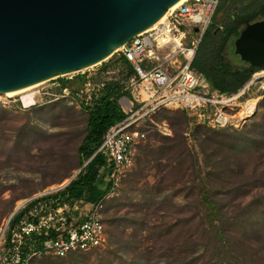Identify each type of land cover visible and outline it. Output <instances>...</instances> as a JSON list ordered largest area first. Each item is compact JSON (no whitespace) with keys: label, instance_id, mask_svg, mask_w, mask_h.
<instances>
[{"label":"rangeland","instance_id":"rangeland-1","mask_svg":"<svg viewBox=\"0 0 264 264\" xmlns=\"http://www.w3.org/2000/svg\"><path fill=\"white\" fill-rule=\"evenodd\" d=\"M238 1L224 0L209 28L225 27L238 16ZM260 1L244 0L252 7ZM202 36L193 32L188 43H200ZM115 58L34 86L27 95L38 103L31 108L21 95L0 94L1 232L23 201L76 179L84 168L79 149L89 115L83 104L90 105L94 92L116 83L129 93L121 98H147L131 86L127 65L108 66ZM224 98L233 100L217 105L228 119L223 127L183 109L161 108L147 116L135 163L103 209L107 246L68 258L47 256L37 264H264V207H250L264 195L251 187L255 170L264 167V151L258 159L251 144L235 140L236 131L264 115L257 110L264 77L245 93ZM252 99L258 100L254 114L242 116ZM201 112L214 118L217 110ZM103 186L98 179L95 189ZM206 198L218 202L216 212Z\"/></svg>","mask_w":264,"mask_h":264},{"label":"built area","instance_id":"built-area-1","mask_svg":"<svg viewBox=\"0 0 264 264\" xmlns=\"http://www.w3.org/2000/svg\"><path fill=\"white\" fill-rule=\"evenodd\" d=\"M221 1L186 0L169 13L162 24L137 35L120 49L135 72L131 86L139 97L146 95L147 98L136 100L137 103L120 99L126 117L109 128L94 154H102L106 160L99 176L104 184L100 200L95 203L83 199L65 200L60 193L69 186L70 179L23 201L2 228L0 264H35L36 260L47 256L66 258L73 253L107 246L103 209L133 167L136 147L146 139L140 127L151 113L161 108L183 109L191 112L192 117L208 119L214 125L228 124L217 105L231 99L197 91L200 76L192 70L191 64L199 41L186 43L195 29L200 37L204 34ZM260 72L252 76L243 93L261 80L256 77ZM208 106L216 108L214 118L201 112ZM19 213L21 217L13 222Z\"/></svg>","mask_w":264,"mask_h":264},{"label":"water","instance_id":"water-1","mask_svg":"<svg viewBox=\"0 0 264 264\" xmlns=\"http://www.w3.org/2000/svg\"><path fill=\"white\" fill-rule=\"evenodd\" d=\"M179 1L0 0V94L78 73L115 55L112 67L123 59V46ZM235 49L244 62L264 70V19L247 25Z\"/></svg>","mask_w":264,"mask_h":264},{"label":"trees","instance_id":"trees-1","mask_svg":"<svg viewBox=\"0 0 264 264\" xmlns=\"http://www.w3.org/2000/svg\"><path fill=\"white\" fill-rule=\"evenodd\" d=\"M252 21L245 20L241 23L239 20H232L224 27L222 32H219L220 30L217 26L211 28L209 26L204 32L191 68L211 87L212 91L224 96H233L244 88L255 73L261 71L260 68L250 65L247 67H236L229 58L228 48L231 46L230 39L233 34L240 27L244 29ZM216 31H218V34H215ZM121 62L128 66L130 70L128 75L132 78L135 75L132 65L125 58ZM60 81L63 88H69L66 81ZM124 96H129V93L123 91L118 84L111 83L102 90L94 92L90 105L83 104L89 115L88 131L79 151L80 155L83 156L82 164L88 161L89 163L80 171L77 178L72 180L69 186L60 193L65 200L75 202L83 199L93 203L100 200L101 194L95 189V183L99 179L101 168L106 165V160L102 154L96 156L94 154L101 145L109 128L126 117L119 104L121 97ZM257 110L258 112L264 111V100L259 103ZM236 132L237 137L235 140L251 144L252 150L257 154V158L261 159L264 151V115L254 120L251 124L246 125L243 130ZM251 187L259 192L264 190V167L262 170H255ZM88 194L89 197L86 196ZM262 200H264V195L261 194L251 204V209L260 210L263 208L264 202ZM204 201H207L212 213L217 211V201L210 198H206ZM19 217H21V213L14 218L13 222ZM103 222L105 223L104 218ZM218 230L220 231L219 228ZM38 260L35 261V264H37Z\"/></svg>","mask_w":264,"mask_h":264},{"label":"crops","instance_id":"crops-1","mask_svg":"<svg viewBox=\"0 0 264 264\" xmlns=\"http://www.w3.org/2000/svg\"><path fill=\"white\" fill-rule=\"evenodd\" d=\"M238 0H233V2H236ZM239 2V1H238ZM224 4V0H222L219 8ZM253 5H248L244 2V0H240L239 2V14L238 16H235V18H233V21H238L239 22H244L245 20H253L251 22H258L264 19V0L260 1L259 6L257 7H252ZM219 10V9H218ZM218 12V11H217ZM222 12V11H221ZM247 27V26H246ZM245 27V28H246ZM219 28V32H222L224 30V25H221ZM244 28V29H245ZM242 27H240L232 36V38L230 39V45L231 42L233 43L234 40L238 39L241 32L244 30ZM195 35H199L198 32H194ZM215 34H218V31H216ZM199 41V40H198ZM197 41H191L190 43H188V38L186 39V43L187 44H191ZM233 46H229V58L230 61L233 63V65H235L236 67H247L249 64L244 62L239 55H237L234 52V44H232ZM201 88V89H200ZM197 91H199L201 94H208V92H211L213 94H217L220 95L218 92L216 91H212L211 87L200 77V86L198 87Z\"/></svg>","mask_w":264,"mask_h":264},{"label":"bare ground","instance_id":"bare-ground-1","mask_svg":"<svg viewBox=\"0 0 264 264\" xmlns=\"http://www.w3.org/2000/svg\"><path fill=\"white\" fill-rule=\"evenodd\" d=\"M186 0H181L179 1L176 5H174L169 11L168 13L156 24L154 25L152 28H155L156 26H158L159 24H162L166 18L168 17L169 13H171L172 11H174L176 8H178L181 4H183ZM256 77H259L260 79L262 77H264V72H261L259 74L256 75ZM36 85H39V84H36ZM36 85H33V86H30V87H27L25 89H22L20 91H17V92H14V93H10V94H6L8 97H12V96H16V95H21L23 96L22 97V102H23V106L25 108H31L32 106L36 105L38 103V100L35 96L33 95H27L28 92H30V90L32 88H34V86ZM233 100V99H231ZM257 102L258 100L257 99H252L250 101H248L246 103V106H245V112L242 114V116H244L245 114H249V115H252L254 114V111L256 109V105H257ZM22 205V204H21ZM20 205V206H21ZM19 206V207H20ZM18 207V208H19ZM1 232V231H0Z\"/></svg>","mask_w":264,"mask_h":264}]
</instances>
